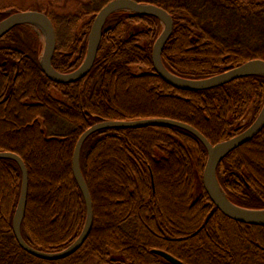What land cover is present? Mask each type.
<instances>
[{
    "label": "trees",
    "instance_id": "trees-1",
    "mask_svg": "<svg viewBox=\"0 0 264 264\" xmlns=\"http://www.w3.org/2000/svg\"><path fill=\"white\" fill-rule=\"evenodd\" d=\"M110 1L77 0L73 14H48L56 39L51 64L57 72L70 74L81 65L94 18ZM134 1L158 6L172 17L161 59L178 77L206 79L253 59L264 61V0ZM24 10L32 9L0 8V21ZM162 29L155 17L113 13L91 71L60 85L39 66L43 41L31 25L16 26L0 38V152L18 155L27 170L20 232L36 251L65 250L85 226L87 210L72 159L78 138L92 125L171 119L192 126L214 145L240 134L258 116L264 76L204 91L166 84L151 60ZM134 67L142 71L133 72ZM123 89V96L142 91L156 106L138 101L127 106ZM101 156L108 158L105 164ZM206 160L202 143L172 126L114 127L91 134L81 147L79 167L91 197L92 227L74 253L47 261L21 249L14 238L22 176L16 162L1 159L0 264H169L154 249L183 264H264V226L233 221L212 204L200 185ZM215 173L234 205L264 209V128L225 156ZM43 187L48 191L41 196ZM171 187L180 189L171 195L173 206L165 200ZM176 207L191 214L194 223L172 226ZM39 214L44 227L61 226L60 234H38L33 218Z\"/></svg>",
    "mask_w": 264,
    "mask_h": 264
},
{
    "label": "water",
    "instance_id": "water-1",
    "mask_svg": "<svg viewBox=\"0 0 264 264\" xmlns=\"http://www.w3.org/2000/svg\"><path fill=\"white\" fill-rule=\"evenodd\" d=\"M129 11L134 14L155 17L162 24V32L156 39L152 47L151 60L154 71L156 74L165 81L166 84L182 90V91H204L210 90L239 78H244L252 75L264 76V61L260 59H253L245 62L244 64L227 70L217 76H212L206 79L192 80L178 77L169 72L163 65L161 54L162 50L169 40L172 30L173 21L172 17L164 9L152 5L139 3L134 0H111L108 2L94 18L91 29L87 39L86 55L81 65L69 73L57 72L51 64V60L56 47L55 32L53 25L47 15L38 11H19L14 12L3 20L0 21V38L6 33L12 30L16 26L20 25H33L41 29L43 33V50L39 59V66L41 67L44 75L52 82L60 84L73 83L80 78H84L94 64L97 56L99 44L101 41L102 30L108 17L115 12ZM155 125H167L176 128L183 129L191 133L198 139L199 142L205 147L207 152V160L202 173L201 186L205 193L211 200L212 204L227 218L236 221L238 223L252 225V226H264V209H245L234 205L230 202L224 193H222L220 186L216 178V168L218 164L227 156L232 150L247 143L255 136H257L261 129L264 128V105L261 108L258 116L254 122L240 134L222 142L212 145L199 131L192 126L183 123L176 122V120L164 119V118H150L136 121H104L94 124L85 130L78 138L72 159V172L76 183L79 187L85 207H86V223L81 231L78 239L73 242L68 248L58 253H44L36 251V249L30 247L25 243L21 236L20 225L24 216L27 192H28V174L25 165L21 158L12 152H0L1 159H10L16 162L21 171L22 181L18 204L14 213L12 231L16 242L19 247L29 253L30 255L43 259V260H60L68 257L74 253L87 238L90 229L92 227L93 209L91 197L87 188V185L83 179V176L79 167V155L81 147L84 141L96 131L109 128H141L146 126ZM152 253L161 257L169 264H183L178 259L174 258L170 254L163 250H152Z\"/></svg>",
    "mask_w": 264,
    "mask_h": 264
},
{
    "label": "rangeland",
    "instance_id": "rangeland-1",
    "mask_svg": "<svg viewBox=\"0 0 264 264\" xmlns=\"http://www.w3.org/2000/svg\"><path fill=\"white\" fill-rule=\"evenodd\" d=\"M6 7H15V8H21L23 9H32L37 11L38 8L40 9V12L44 13L43 11H45V13L48 14H57V15H65V14H73L77 11V9L79 8V3L77 2V0H0V8H6ZM33 29L36 30V32L38 33L37 35L40 36L41 39H43V34L41 32V30L38 27L32 26ZM200 61V60H199ZM198 62V61H197ZM142 69H139L138 67H134L133 68V72H141ZM124 89L122 90V95H121V100L123 102H126L125 104L127 106H131V105H135L137 103L134 102H139L141 104H145V105H149V106H156L155 102L152 101L151 99L145 100L144 96H142V91H137V90H131L129 95L123 96L124 93ZM2 130V129H1ZM0 130V131H1ZM1 139V136H0ZM108 158L101 156L99 158V161L101 162V164H105V162L107 161ZM47 187H43V189H41V196H43L44 192H46ZM180 190L177 187H171L168 188L167 193L168 196H165V200L171 205L172 199H171V195L176 194V192ZM44 191V192H43ZM48 191V190H47ZM41 203L44 201V198L42 200H40ZM173 206V204H172ZM179 209L176 207V214L173 213V218L175 223H173V221H171L172 226H175L176 228H185L188 227L190 225H192V223H194V221L192 219H190L192 216L191 214L187 213V214H183L181 211H178ZM33 222L34 224V228L35 230L38 232V234H40L41 236H56L58 234H60L59 232L62 231L63 228L58 227L56 228H47L44 227L43 225V218L42 216L39 215H35V217L33 218ZM90 264H95L94 262H90Z\"/></svg>",
    "mask_w": 264,
    "mask_h": 264
}]
</instances>
